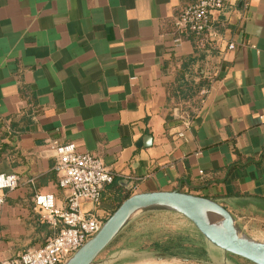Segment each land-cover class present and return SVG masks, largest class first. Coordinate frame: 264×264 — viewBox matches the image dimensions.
I'll use <instances>...</instances> for the list:
<instances>
[{
	"label": "crops",
	"instance_id": "1",
	"mask_svg": "<svg viewBox=\"0 0 264 264\" xmlns=\"http://www.w3.org/2000/svg\"><path fill=\"white\" fill-rule=\"evenodd\" d=\"M196 1L0 0V175L19 181L0 206V260L53 234L32 202L51 194L65 206L52 142L113 174L98 205L81 203L84 213L105 221L117 192L180 191L214 200L264 241V0L243 14L241 0H224L206 32L176 33L174 18ZM157 217L187 232L177 235L181 252L163 234L120 250L119 264H251L171 212L140 214L118 236Z\"/></svg>",
	"mask_w": 264,
	"mask_h": 264
},
{
	"label": "built area",
	"instance_id": "2",
	"mask_svg": "<svg viewBox=\"0 0 264 264\" xmlns=\"http://www.w3.org/2000/svg\"><path fill=\"white\" fill-rule=\"evenodd\" d=\"M249 3L250 0H241V14L247 11ZM223 6L224 0H198L180 11L172 28L176 33L202 34L209 29L212 13L222 10ZM227 48L234 47L228 45ZM49 150L54 159L58 187L67 190L65 206L57 208L51 194H35L32 202L40 221L49 226L53 234L42 247L0 260V264H64L104 222L94 214L84 213L81 203L98 205L101 190L113 181V174L98 158L78 153L73 144L52 142ZM18 182L14 175H0V206L5 201V191L16 189Z\"/></svg>",
	"mask_w": 264,
	"mask_h": 264
},
{
	"label": "water",
	"instance_id": "3",
	"mask_svg": "<svg viewBox=\"0 0 264 264\" xmlns=\"http://www.w3.org/2000/svg\"><path fill=\"white\" fill-rule=\"evenodd\" d=\"M151 211L178 214L214 248L251 264H264V241L244 234L234 217L214 200L180 191L130 195L103 222L100 230L64 264H94L135 217Z\"/></svg>",
	"mask_w": 264,
	"mask_h": 264
},
{
	"label": "rangeland",
	"instance_id": "4",
	"mask_svg": "<svg viewBox=\"0 0 264 264\" xmlns=\"http://www.w3.org/2000/svg\"><path fill=\"white\" fill-rule=\"evenodd\" d=\"M183 232H185V235H187V232L183 231L181 224L173 222L172 220L167 218L157 217L150 218L145 221L136 220L132 224V228L128 230V232H124L123 236L119 237L116 242H113L111 244L112 246L110 248H107V250L103 251L98 256L96 262L102 264L104 259L113 254V258L116 260L114 262L116 264H119L121 259L126 257L125 254H123V256L120 258L118 253L120 250H135V248L141 247L143 245H150L153 242L155 243L157 241H160L163 234L164 237L162 238V241L168 238L169 240L173 239L176 242L175 239L177 238V235L179 236ZM194 235L195 234H193V236ZM188 236H192V233H190L189 231ZM189 237L187 244L188 246H190L189 244L192 242ZM194 258L195 256H191L190 260H193Z\"/></svg>",
	"mask_w": 264,
	"mask_h": 264
},
{
	"label": "trees",
	"instance_id": "5",
	"mask_svg": "<svg viewBox=\"0 0 264 264\" xmlns=\"http://www.w3.org/2000/svg\"><path fill=\"white\" fill-rule=\"evenodd\" d=\"M113 182V181H112ZM112 182L110 183V184H107V185H104L103 186V188H102V190H101V194L103 193V190L105 189V187L107 186H110L111 184H112ZM115 195V198H114V205L113 206H111L110 208H108L107 209V212H108V216H110L116 209H117V207L119 206V204L124 200V199H126L127 197H129L130 196V193H123V194H120L119 192H117V193H115L114 194ZM100 201H101V197H100ZM119 237H121V236H118L117 238H116V240L119 238ZM179 238V237H178ZM116 240H115V242H116ZM176 240V242L175 241H172V247H173V249H174V251H172V254L174 255V256H177L178 255V253H180L181 251H178V248H180V243L178 242L179 240L176 238L175 239ZM181 241V240H180ZM112 245H110L108 248H110ZM153 246H155V245H153ZM158 248H160V247H158ZM107 250V249H106ZM161 250H168V251H170L171 250V248L170 247H168V248H165V249H161Z\"/></svg>",
	"mask_w": 264,
	"mask_h": 264
}]
</instances>
